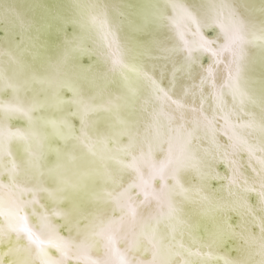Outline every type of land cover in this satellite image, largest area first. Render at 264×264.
Returning a JSON list of instances; mask_svg holds the SVG:
<instances>
[{
	"label": "snow or ice",
	"instance_id": "6c2138e0",
	"mask_svg": "<svg viewBox=\"0 0 264 264\" xmlns=\"http://www.w3.org/2000/svg\"><path fill=\"white\" fill-rule=\"evenodd\" d=\"M0 264H264V0H0Z\"/></svg>",
	"mask_w": 264,
	"mask_h": 264
}]
</instances>
